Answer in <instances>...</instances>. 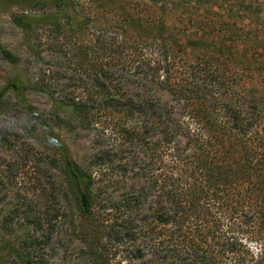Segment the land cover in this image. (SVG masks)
Segmentation results:
<instances>
[{
	"label": "trees",
	"instance_id": "trees-1",
	"mask_svg": "<svg viewBox=\"0 0 264 264\" xmlns=\"http://www.w3.org/2000/svg\"><path fill=\"white\" fill-rule=\"evenodd\" d=\"M6 1L50 9L16 13L13 23L28 43L49 28L52 50L79 77L59 96L54 78L19 72L0 90V109L13 95L39 123L53 177L28 184L39 194L21 222L20 207L0 209V264H41V228L81 241L87 264H113L114 245L125 246L127 264H247L246 236L264 233V91L253 86L264 80V35L240 27L238 14H264V0L96 1L80 10L72 0ZM103 19L106 31L83 32ZM0 53L15 65L1 43ZM27 93L48 97V120ZM76 127L109 145L75 158L66 135ZM121 185L122 200H109Z\"/></svg>",
	"mask_w": 264,
	"mask_h": 264
},
{
	"label": "rangeland",
	"instance_id": "rangeland-1",
	"mask_svg": "<svg viewBox=\"0 0 264 264\" xmlns=\"http://www.w3.org/2000/svg\"><path fill=\"white\" fill-rule=\"evenodd\" d=\"M74 6L78 10L81 8H88L95 6L94 3L112 4L116 3H130L138 6L154 7L160 5L161 2L169 0H72ZM97 1V2H96ZM157 1V4H156ZM193 0H180L179 2L189 3ZM251 1V0H250ZM249 2L240 0L242 3ZM8 4V5H7ZM244 5V4H242ZM244 7V6H240ZM241 9V8H240ZM50 9H33L28 2L23 5L12 3L6 0H0V43L14 58V66L5 62L0 53V90L5 86L7 78L13 77L15 72H19L27 81L39 83L49 81L52 83L56 81V95H64L69 90H72L73 79L79 77V72L71 70L69 60L60 56L53 49L52 46L58 44V40L52 34L49 28L41 29L32 35V42L28 43L24 37V33L13 23L12 16L14 14H34L40 15ZM253 11V12H252ZM260 12V11H258ZM238 21L240 27L249 25L252 30V36L259 34L260 37L264 35V14L257 13L256 10H251L250 14H245L239 11ZM179 14L175 13L174 19L178 20ZM109 19H112L109 14ZM109 21V20H107ZM105 19L98 20L95 24H90L83 32L87 36L92 35L95 31H106L109 25L106 24ZM110 23V22H108ZM111 24V23H110ZM111 32H117V29L112 25ZM95 32V33H96ZM118 33V32H117ZM64 42V41H63ZM263 49H259L261 52ZM263 53V52H261ZM73 69V68H72ZM258 78L253 86L264 91V80ZM68 89V90H67ZM82 92V90H81ZM84 92H82L83 94ZM28 101L36 108L42 120H48V113L50 111V101L44 94L27 93ZM38 129L36 136L32 134V129ZM77 130L76 136L66 135L69 141L75 158L84 161L87 156L99 148L101 145L107 147L109 141L102 142L96 140L94 133L91 131H82L80 127ZM42 131L39 123L30 116V114L22 108L17 99L13 95H8L4 109H0V209L13 210L15 206L20 207L19 220L21 213H23L25 206H31L32 200L38 196V192L31 187H28L30 182L42 184L49 178V169L47 165V156L49 150L44 145L42 138ZM101 146V147H102ZM107 152V150H106ZM109 152V151H108ZM113 155V154H110ZM117 158L115 164H119L120 160L125 161V153L114 154ZM55 173H53L54 176ZM26 184V185H25ZM49 185V184H46ZM38 187V186H37ZM58 191V187L55 186ZM58 193V192H57ZM109 200H122L125 196V185L117 186V188L109 189ZM54 202V201H53ZM18 222H21L20 220ZM259 232V228H256ZM14 232L8 231L5 238H10ZM34 234V233H33ZM67 231L64 228H55L53 234L51 229H37L35 237L38 239L37 243L41 244V256H38V261L41 264H87L88 260L81 255L82 242L79 240H72V237L67 240ZM51 236V241L47 243L45 238ZM247 241L244 240L245 245L251 251L248 255L249 260L247 264H264V233L261 232L256 236H246ZM14 239H19L18 236ZM111 259L113 264H127L128 258L125 256V246H113L111 251Z\"/></svg>",
	"mask_w": 264,
	"mask_h": 264
}]
</instances>
